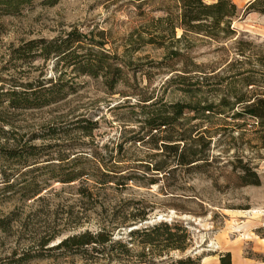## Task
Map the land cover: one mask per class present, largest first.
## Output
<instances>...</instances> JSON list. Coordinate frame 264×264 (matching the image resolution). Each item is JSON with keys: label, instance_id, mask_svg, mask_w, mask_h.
<instances>
[{"label": "rangeland", "instance_id": "obj_1", "mask_svg": "<svg viewBox=\"0 0 264 264\" xmlns=\"http://www.w3.org/2000/svg\"><path fill=\"white\" fill-rule=\"evenodd\" d=\"M233 1L241 7L246 0ZM130 2L131 0H58L48 5L35 0L19 14L1 17L4 31L0 34V70L12 45L29 38H51L76 29L87 37L100 39L105 49L126 60L131 84H117L116 89H153L166 100L181 98V93L171 84L161 86L164 78L171 73L154 64L160 59L161 48L143 44L128 55L130 58L123 53L127 45V34L131 29L139 27L141 22L139 8ZM156 3L157 0H153L149 12L154 16L161 14L154 7ZM231 26L234 36L225 41L196 39L190 50L192 59L205 66H222L225 60L235 55V36L264 45V13L249 11L236 15L231 19ZM4 72L24 79L55 74L51 58L47 61L39 58L15 69H4ZM63 73L65 77H74L77 88L75 93L50 106L18 111L11 117L10 123L3 124L4 128L20 137L46 125L61 126L54 137L34 140L37 144L49 143L48 147L41 149L45 151L42 158L56 155L57 149L64 150L73 146V151L85 150L84 147H92L94 143L111 145L119 141L122 135L128 137V129L137 125L132 119L140 115L139 110L136 107L131 110L127 105L117 109L109 106L126 98L132 102L133 94L107 93L97 79L75 74L70 68L64 69ZM216 79L209 80L212 83ZM234 87L227 91L241 89L249 94L263 90L264 82L243 86L240 82H235ZM222 89L209 88L204 94L205 98L216 102L225 92ZM238 107L239 105H234V108ZM191 113L192 111H185L183 116ZM75 116H87L97 121L90 136L80 137L68 124L69 119ZM195 121V118L182 119V125ZM241 121L230 118L229 113L224 112L212 114L210 120L197 124V130L203 137L198 142L204 144L208 140L207 145L203 146L210 161L204 167L190 170L180 168L166 177L157 173V180L153 183L129 181L120 189L108 187L98 192L92 189L89 197L77 190L79 181L65 183L54 178L41 181L44 174H38L36 178L43 187L40 193L29 198L19 194L8 196V193L1 190L3 164L0 160V217L9 216L10 219L8 227L0 228V264L104 263L108 260L106 256H95L90 247H87L88 252L74 253L55 247V244L67 235L85 229L96 231L103 225L111 228L113 239L125 240L129 228L158 220L182 223L187 229L189 240H186L183 250H163L156 259L199 255L201 264L200 260L206 255L214 256L218 252L231 250L264 263V128L254 124L251 117H245L243 124ZM82 139L88 141V144H79ZM0 142L11 143L12 139L0 138ZM124 144L129 145V142ZM154 150L140 144L130 145V163L139 162V158L152 163L154 158L149 157V153ZM238 160L255 171L258 183L239 182L236 172L232 170L233 166L239 165ZM153 171L147 170L145 173L152 175ZM246 178L252 176L247 175ZM85 183L91 186L90 180ZM161 187L166 188V192ZM135 206L143 207L146 211L145 219L130 225L125 224L127 222L120 223L119 217L128 215V211ZM43 241L47 242L44 244ZM134 248L138 249V246Z\"/></svg>", "mask_w": 264, "mask_h": 264}, {"label": "trees", "instance_id": "obj_2", "mask_svg": "<svg viewBox=\"0 0 264 264\" xmlns=\"http://www.w3.org/2000/svg\"><path fill=\"white\" fill-rule=\"evenodd\" d=\"M33 1L35 0H0V18L19 14ZM39 1L50 5L58 0ZM130 3L139 8L141 22L139 27L131 29L127 34V45L123 53L130 58L128 55L143 44L161 48L160 59L154 64L171 72L164 78L161 86L171 84L182 97L166 100L153 89H116L117 84H131L126 60L105 49L100 39L87 37L76 29L51 38L34 37L12 45L0 70V138L12 139L11 143L0 142L3 193H8V196L19 194L21 197H33L43 188L40 180L44 181L46 178L65 183L79 181L77 190L85 197L91 195L92 189L95 192L108 187L120 189L129 181L153 183L157 180V173L166 177L180 168L199 169L209 163L208 153L203 146L207 145L208 140L204 144L198 142L203 137L197 130V124L210 120L212 114L228 112L230 118L241 119V124L245 122V117H251L254 124L264 128V89L249 94L241 89L227 91L235 88V82H240L242 86L264 82V45L235 36V55L225 60L222 66L211 67L197 63L190 53L198 38L225 41L233 37L231 19L249 11L264 13V0H246L241 7L233 0H157L154 7L161 14L155 16L149 13L153 0H131ZM3 31L0 20V34ZM39 58L43 61L53 59V76L24 79L4 72V69H15ZM66 68H70L75 74L97 79L107 93L133 94L134 101L130 102L126 98L111 104L109 108L117 109L127 105L133 110L136 107L140 115L132 119L137 125L128 129V137L122 135L119 141L111 145L94 143L92 147H84L85 150L75 151L70 146L64 150L57 149L55 157L47 155L42 158L45 152L43 150L49 143L37 144L34 140L54 137L61 126L50 124L17 137L16 133L5 129L3 124L10 123L11 117L18 111L50 106L75 93L76 81L73 76L65 77L63 70ZM215 77L216 81L211 83L209 79ZM146 80H149L148 75ZM209 88H224L227 93H222L214 102L205 98L204 94ZM235 104L239 107L234 108ZM185 111L192 113L183 116ZM191 118L197 121L182 125V119ZM68 124L81 137L90 136L97 121L87 116H75L69 119ZM125 142H129V145H125ZM79 144L86 145L88 141L82 139ZM135 144L155 149L149 153V157L154 158L152 163L142 161L141 158L139 162L130 163L128 149ZM238 161L239 165L233 166L232 170L236 172L239 182L258 183L255 171L245 162ZM37 170L39 173H36ZM147 170H154V174L146 175ZM38 174H44V177L37 180ZM247 175L252 178H246ZM87 180L91 181V186L85 183ZM162 188L160 189L166 192L167 189ZM127 214L119 217L120 223L127 222L125 224L130 225L141 221L145 219L146 211L143 207L135 206ZM9 224V216L0 217V228H6ZM186 240H189V236L182 223L158 220L129 228L125 240L113 239L111 228L103 225L96 231L85 229L67 235L55 247L74 253L88 252L87 247H90L95 256L105 255L108 259L104 263L92 264H199V255L155 258L163 250H183ZM45 242L47 241H43L44 244ZM134 246H138V249ZM217 258V264H231L228 250L218 252Z\"/></svg>", "mask_w": 264, "mask_h": 264}, {"label": "crops", "instance_id": "obj_3", "mask_svg": "<svg viewBox=\"0 0 264 264\" xmlns=\"http://www.w3.org/2000/svg\"><path fill=\"white\" fill-rule=\"evenodd\" d=\"M264 241V240H263ZM231 264H264L262 261L254 260L243 255H239L236 251L232 252L229 250ZM201 264H217V255L211 256L206 255L200 260Z\"/></svg>", "mask_w": 264, "mask_h": 264}]
</instances>
